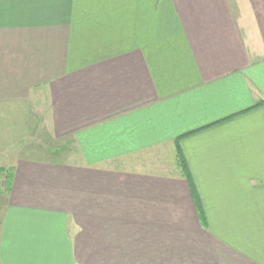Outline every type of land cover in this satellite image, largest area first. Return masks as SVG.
Segmentation results:
<instances>
[{"label":"crops","instance_id":"0c3cea01","mask_svg":"<svg viewBox=\"0 0 264 264\" xmlns=\"http://www.w3.org/2000/svg\"><path fill=\"white\" fill-rule=\"evenodd\" d=\"M32 98L67 147L1 168L0 264H264V0H0Z\"/></svg>","mask_w":264,"mask_h":264},{"label":"rangeland","instance_id":"374dc122","mask_svg":"<svg viewBox=\"0 0 264 264\" xmlns=\"http://www.w3.org/2000/svg\"><path fill=\"white\" fill-rule=\"evenodd\" d=\"M46 108V100L38 101L35 98L0 104V168L7 170L20 157L63 161L62 154L67 146L61 149V145L52 139L50 129L46 127ZM59 147L61 155L55 156ZM8 172L5 171V174ZM5 177L0 174V192L5 190ZM5 200L6 193H3L0 195V217Z\"/></svg>","mask_w":264,"mask_h":264},{"label":"trees","instance_id":"16d2710c","mask_svg":"<svg viewBox=\"0 0 264 264\" xmlns=\"http://www.w3.org/2000/svg\"><path fill=\"white\" fill-rule=\"evenodd\" d=\"M61 149H62V146H61ZM57 151H58V153H57ZM57 151H55V153H54V155L55 156H59L61 153H59L60 151H62V150H60V147L59 148H57ZM3 172H2V170H1V168H0V174H2ZM6 179L4 180L5 181V183H4V191L3 192H0V195H2L3 193H6V195L8 194V191H9V185H10V177L9 176H7L6 175V177H5Z\"/></svg>","mask_w":264,"mask_h":264}]
</instances>
